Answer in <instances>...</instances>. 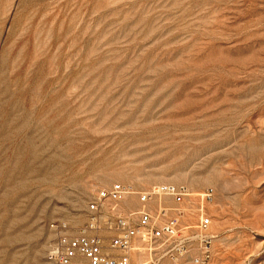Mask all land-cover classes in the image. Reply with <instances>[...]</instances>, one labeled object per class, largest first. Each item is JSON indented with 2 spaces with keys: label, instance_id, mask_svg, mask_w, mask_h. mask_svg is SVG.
Instances as JSON below:
<instances>
[{
  "label": "rangeland",
  "instance_id": "374dc122",
  "mask_svg": "<svg viewBox=\"0 0 264 264\" xmlns=\"http://www.w3.org/2000/svg\"><path fill=\"white\" fill-rule=\"evenodd\" d=\"M115 182L213 188L212 264H264V0H0V264Z\"/></svg>",
  "mask_w": 264,
  "mask_h": 264
},
{
  "label": "built area",
  "instance_id": "2783aa9c",
  "mask_svg": "<svg viewBox=\"0 0 264 264\" xmlns=\"http://www.w3.org/2000/svg\"><path fill=\"white\" fill-rule=\"evenodd\" d=\"M213 188L185 183L134 189L115 182L88 201L87 222L52 225L49 264H212Z\"/></svg>",
  "mask_w": 264,
  "mask_h": 264
}]
</instances>
